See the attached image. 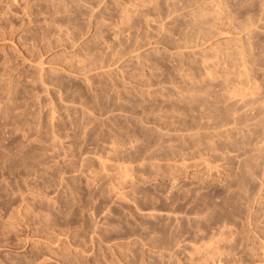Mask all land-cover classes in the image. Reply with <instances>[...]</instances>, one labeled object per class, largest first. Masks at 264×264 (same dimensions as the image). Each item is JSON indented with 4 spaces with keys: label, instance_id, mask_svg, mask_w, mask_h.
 <instances>
[{
    "label": "rangeland",
    "instance_id": "374dc122",
    "mask_svg": "<svg viewBox=\"0 0 264 264\" xmlns=\"http://www.w3.org/2000/svg\"><path fill=\"white\" fill-rule=\"evenodd\" d=\"M0 264H264V0H0Z\"/></svg>",
    "mask_w": 264,
    "mask_h": 264
}]
</instances>
